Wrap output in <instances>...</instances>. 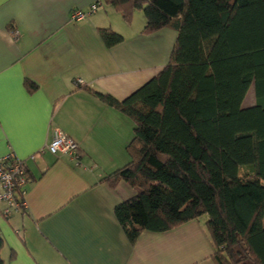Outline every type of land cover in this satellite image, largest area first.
I'll return each mask as SVG.
<instances>
[{"label": "crops", "instance_id": "obj_1", "mask_svg": "<svg viewBox=\"0 0 264 264\" xmlns=\"http://www.w3.org/2000/svg\"><path fill=\"white\" fill-rule=\"evenodd\" d=\"M94 4L95 15L70 20ZM145 23L140 12L126 23L100 0H0V159L13 153L28 170L26 211L0 220L4 264H215L201 220L130 243L115 210L137 192L101 182L129 164L134 125L86 90L124 101L168 65L176 33L145 36ZM106 29L124 42L108 49ZM55 130L76 142L79 162L30 159Z\"/></svg>", "mask_w": 264, "mask_h": 264}, {"label": "trees", "instance_id": "obj_2", "mask_svg": "<svg viewBox=\"0 0 264 264\" xmlns=\"http://www.w3.org/2000/svg\"><path fill=\"white\" fill-rule=\"evenodd\" d=\"M100 1L128 24L143 12L145 36L177 35L168 65L126 100L86 90L134 125L129 164L101 181L137 192L115 210L130 243L207 216L215 264H264V0ZM99 34L108 49L124 42Z\"/></svg>", "mask_w": 264, "mask_h": 264}, {"label": "built area", "instance_id": "obj_3", "mask_svg": "<svg viewBox=\"0 0 264 264\" xmlns=\"http://www.w3.org/2000/svg\"><path fill=\"white\" fill-rule=\"evenodd\" d=\"M99 7L100 5L94 4L88 11L74 12L70 20L83 22L95 15ZM80 84L81 81L78 82V85ZM78 151L79 147L74 140L60 130H55L52 141L45 148L32 155L30 159L36 161L38 157L48 153L55 157L68 156L79 162ZM27 172L26 163L19 160L13 153L0 159V205H3L0 210L1 221L8 222L14 214L26 211Z\"/></svg>", "mask_w": 264, "mask_h": 264}, {"label": "rangeland", "instance_id": "obj_4", "mask_svg": "<svg viewBox=\"0 0 264 264\" xmlns=\"http://www.w3.org/2000/svg\"><path fill=\"white\" fill-rule=\"evenodd\" d=\"M145 1H149V0H145ZM140 13H141L142 17L145 18L143 12H140ZM254 105H255V95H254V89L252 87L250 89L248 95L246 96V99H245V102L243 104V107L244 108H250V107H253ZM200 220L207 222L208 221V217L207 216H203Z\"/></svg>", "mask_w": 264, "mask_h": 264}]
</instances>
